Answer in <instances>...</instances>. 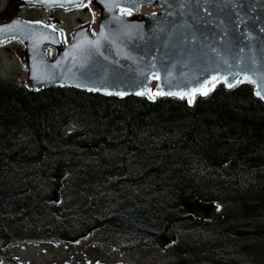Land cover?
Masks as SVG:
<instances>
[{
  "label": "trees",
  "instance_id": "obj_1",
  "mask_svg": "<svg viewBox=\"0 0 264 264\" xmlns=\"http://www.w3.org/2000/svg\"><path fill=\"white\" fill-rule=\"evenodd\" d=\"M90 232L160 250L159 264H264V101L252 86L218 82L188 105L0 83V253Z\"/></svg>",
  "mask_w": 264,
  "mask_h": 264
},
{
  "label": "water",
  "instance_id": "obj_2",
  "mask_svg": "<svg viewBox=\"0 0 264 264\" xmlns=\"http://www.w3.org/2000/svg\"><path fill=\"white\" fill-rule=\"evenodd\" d=\"M22 1L40 4L50 15L51 8L86 1L94 18L72 30L67 44L54 15L49 22L19 16L0 21H18L0 33V42L22 43L16 51L24 68L19 83L32 91L69 85L149 101L164 93L183 95L192 105L214 80L231 88L246 79L264 101V0H137L136 7L128 0Z\"/></svg>",
  "mask_w": 264,
  "mask_h": 264
},
{
  "label": "rangeland",
  "instance_id": "obj_3",
  "mask_svg": "<svg viewBox=\"0 0 264 264\" xmlns=\"http://www.w3.org/2000/svg\"><path fill=\"white\" fill-rule=\"evenodd\" d=\"M19 2L23 1L0 0V21L14 15L26 19L44 20L46 18L44 15L46 12H43L38 6L20 8L26 5ZM9 7H13L11 15L5 13L6 8ZM55 16L60 19L65 41L71 40L73 28L85 22H92V17L86 6L73 10L60 9L55 12ZM21 47L22 43L17 39L0 43L1 84L11 82L20 85V76L24 73V68L16 51ZM18 138H21V142H17V146H25L28 143L25 133L18 134ZM199 212L210 213L206 208ZM201 238L210 240L208 235H202ZM2 249L0 264H159L166 261L165 254L160 250L121 251L117 247L103 246L98 242L97 232H90L77 239L73 244L51 245L43 242H24L9 248L4 245ZM235 259L244 261L246 257L237 256Z\"/></svg>",
  "mask_w": 264,
  "mask_h": 264
},
{
  "label": "snow or ice",
  "instance_id": "obj_4",
  "mask_svg": "<svg viewBox=\"0 0 264 264\" xmlns=\"http://www.w3.org/2000/svg\"><path fill=\"white\" fill-rule=\"evenodd\" d=\"M51 2H55V0H51ZM128 3H130L133 7H136L137 6V0H128ZM80 6H85V5H80ZM122 12H126V10L125 9H122L121 10ZM126 14H131L130 12H126ZM16 23H18V21L17 20H13L10 24H6V25H0V33H3V32H5L6 30H9V29H11V26H12V24H16ZM213 79H215V78H213ZM234 85L233 84H231V83H229L228 84V87H233ZM195 91H197V92H199L200 90L199 89H196ZM208 91H210V89L209 90H206V91H203V92H200V94L201 95H207L208 94ZM111 94V93H110ZM117 94H123V93H117ZM137 95H144L145 93H143V92H139V93H136ZM157 94H164V93H157ZM176 93H172V92H169V93H167V95H175ZM257 95H260V93L259 92H257ZM181 98H183V95L181 96ZM262 98H264V97H262ZM192 102V98H191V96H190V98H189V103H191Z\"/></svg>",
  "mask_w": 264,
  "mask_h": 264
},
{
  "label": "flooded vegetation",
  "instance_id": "obj_5",
  "mask_svg": "<svg viewBox=\"0 0 264 264\" xmlns=\"http://www.w3.org/2000/svg\"><path fill=\"white\" fill-rule=\"evenodd\" d=\"M9 6H10V5H9ZM12 11H13V7H9V8H6L5 13H6L7 15H11ZM46 18H47V20H48L47 15H46Z\"/></svg>",
  "mask_w": 264,
  "mask_h": 264
},
{
  "label": "bare ground",
  "instance_id": "obj_6",
  "mask_svg": "<svg viewBox=\"0 0 264 264\" xmlns=\"http://www.w3.org/2000/svg\"><path fill=\"white\" fill-rule=\"evenodd\" d=\"M47 15V17H48V20H49V18L52 16V15H50V14H46Z\"/></svg>",
  "mask_w": 264,
  "mask_h": 264
}]
</instances>
